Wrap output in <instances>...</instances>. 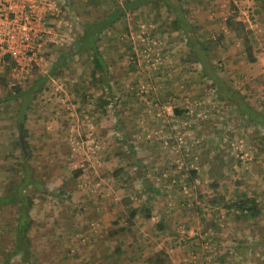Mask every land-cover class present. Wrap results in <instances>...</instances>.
<instances>
[{"label": "rangeland", "instance_id": "374dc122", "mask_svg": "<svg viewBox=\"0 0 264 264\" xmlns=\"http://www.w3.org/2000/svg\"><path fill=\"white\" fill-rule=\"evenodd\" d=\"M67 1L74 39L81 30L75 15L96 19L123 0ZM169 1L182 29L173 28L164 0H149L101 32L103 74L88 63L89 52L73 54L53 74L52 53L65 44L52 46L45 64L18 84L22 103L33 94L27 107L3 98L13 86L0 80V193L25 171L36 180L25 188L29 255L3 264H153L160 248L164 264H264V132L200 73L213 65L238 99L264 110V0ZM230 16L243 23L255 60L226 26ZM21 116L25 153L17 142ZM118 167L121 176L113 175ZM190 167L196 177L176 184V173ZM144 179L160 188L153 216L136 218V236H105L122 221V195L144 198ZM62 182L65 192L57 194ZM234 189L255 199L256 216L236 218L215 202ZM15 218L14 204L0 206V264L14 243Z\"/></svg>", "mask_w": 264, "mask_h": 264}, {"label": "trees", "instance_id": "16d2710c", "mask_svg": "<svg viewBox=\"0 0 264 264\" xmlns=\"http://www.w3.org/2000/svg\"><path fill=\"white\" fill-rule=\"evenodd\" d=\"M64 5L67 9L69 6L67 5V0H63ZM149 1V0H123L122 3H116L112 6L111 9L105 11L100 17L96 19L90 20H83L77 18V16L73 15L76 18V23L81 28L80 33L77 37L72 39L70 43L66 44V47L55 49L57 51H53V55L50 60V68H52V73L58 71L60 64L67 60V58L71 57L73 54H79L82 52H89V59L87 60L88 63L92 66L93 70H99L101 74L106 72V63L104 61V57H102L101 51L98 48L97 40L101 36V32L105 30L108 26L112 25V22L117 20L119 17L123 16L126 10H131L133 8L138 7L142 3ZM152 1V0H150ZM169 0H164L167 6H170L172 9V13L175 17L172 20V26L174 29H182L181 22L179 20V12L177 10V6H174V3H171ZM174 2V1H173ZM71 11V8H70ZM225 24L228 26L236 37L241 39V46L243 52H245L248 60L253 61L255 57L252 54L251 49V42L249 40V36L246 34L247 31L244 29L243 23L240 20L235 19V17L230 16L225 18ZM243 28V29H242ZM49 51V50H48ZM47 51V52H48ZM51 53V52H50ZM194 54V53H193ZM33 71V70H32ZM200 73L206 78L209 79L211 85L213 86V90L215 94L222 99H225L233 109H238L239 114L245 121H251L254 125L261 127L264 132V110H258L256 107L249 105L248 103L244 102L241 99H238L237 95H234V89L230 88L229 86L223 84L220 79L219 73H217L214 69V66L211 64H207L200 68ZM0 80L5 81V75H0ZM101 81L104 84H107L106 78H102ZM34 83V82H33ZM38 83L34 85V89L37 88ZM18 85L10 87L7 91L6 97H14L19 98V106L20 107H27L29 101L33 97L31 94L30 97L21 102L23 99V94H21L18 89ZM109 87V85H108ZM110 88V87H109ZM15 89V90H14ZM242 96V95H241ZM2 98V99H3ZM176 113H179L181 110L177 107L173 109ZM17 122H23V116L18 117ZM264 136V133H263ZM23 137L25 142V147L28 149V144L26 140V129L23 130ZM17 140V138H16ZM18 142V140H17ZM21 153V152H20ZM21 164L24 166L22 161ZM81 169L77 167L73 170V176H77ZM113 175H120L121 169H113ZM197 175L196 169L194 167L188 168V171L185 175L177 174L175 175V183L178 185L191 182V178H195ZM29 184H36L35 178L32 174L28 172H23L20 174L16 179H12L7 183L5 191L0 193V206L5 205L8 203L14 204L15 206V221L13 227V246L10 248V251L5 254L2 264L9 260L11 256L18 253L20 257L25 259L29 255L27 249L29 246V236L27 235V230L29 229L33 219L29 215V209L32 203V195L28 192H25V188ZM62 185L57 187V194H63L65 189L62 187L64 182L61 183ZM141 184V183H140ZM212 184H215L213 182ZM142 191H145V195L143 199L133 198L128 193L122 195L120 197V203L123 207L117 209V216L122 219V221L116 225V227L110 229V226L107 227L105 236L110 237V239L116 240V234L119 235H133L136 236L134 231V225L136 222V218L138 216L142 217L143 219H149L153 216V208H157L151 202V200L158 194L160 188L155 186L144 179V183L141 184ZM180 187V186H179ZM215 199V197H214ZM212 205L221 204L227 210L236 211V218H250L256 216L259 209L255 199L251 196L246 195L243 191L239 189H234L232 192V196L230 198H224L223 195L219 196V199L215 202L210 201ZM115 220V219H114ZM161 219H157V221H153L154 228L158 231L165 228L164 223L159 221ZM115 224L116 221L111 222ZM130 244V241L127 242ZM114 248L112 251L118 253L120 251V244L114 242ZM151 258L149 255L147 256ZM155 262L153 264H164L168 262L167 254L165 253L163 248L158 249L153 253L152 257Z\"/></svg>", "mask_w": 264, "mask_h": 264}, {"label": "built area", "instance_id": "2783aa9c", "mask_svg": "<svg viewBox=\"0 0 264 264\" xmlns=\"http://www.w3.org/2000/svg\"><path fill=\"white\" fill-rule=\"evenodd\" d=\"M63 0H0V75L10 86L46 62L52 46L72 40Z\"/></svg>", "mask_w": 264, "mask_h": 264}, {"label": "water", "instance_id": "95a60500", "mask_svg": "<svg viewBox=\"0 0 264 264\" xmlns=\"http://www.w3.org/2000/svg\"><path fill=\"white\" fill-rule=\"evenodd\" d=\"M17 138H18V142H19L22 152L25 153L24 137H23V132H22V122H18Z\"/></svg>", "mask_w": 264, "mask_h": 264}]
</instances>
